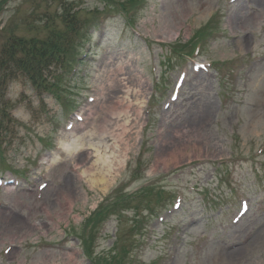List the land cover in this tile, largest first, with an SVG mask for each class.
Instances as JSON below:
<instances>
[{
	"label": "rangeland",
	"instance_id": "374dc122",
	"mask_svg": "<svg viewBox=\"0 0 264 264\" xmlns=\"http://www.w3.org/2000/svg\"><path fill=\"white\" fill-rule=\"evenodd\" d=\"M66 1L85 25L107 17L76 38L82 62L55 92L6 86L0 264H264V0H146L131 27L122 0ZM60 10L6 0L0 45L39 37ZM142 187L139 232L137 211L115 208L88 258L100 202Z\"/></svg>",
	"mask_w": 264,
	"mask_h": 264
},
{
	"label": "trees",
	"instance_id": "16d2710c",
	"mask_svg": "<svg viewBox=\"0 0 264 264\" xmlns=\"http://www.w3.org/2000/svg\"><path fill=\"white\" fill-rule=\"evenodd\" d=\"M6 0H0V12ZM144 0H122L116 4L121 8L123 14L129 15V20L134 18L137 7H140ZM108 5H112L108 0ZM119 10V9H118ZM60 15L56 11L54 16L45 17L43 22L44 33L36 38H17L8 36L0 45V135L6 131L11 117L6 113L5 92L7 84L17 76L24 77L39 92L50 90L57 86L78 63V52L76 38L83 36V29L90 21L85 23L78 21L81 15L80 10L70 11L68 6L61 4ZM93 12V11H90ZM98 11L91 13L95 18ZM121 200H126L125 197ZM102 212L93 215L91 231L99 227ZM98 218V219H97ZM97 219V220H96ZM95 237L91 234L87 241H83L85 251L91 256L93 249L91 242ZM95 257V256H94ZM104 258L102 254L97 255L95 263L113 264L115 260Z\"/></svg>",
	"mask_w": 264,
	"mask_h": 264
},
{
	"label": "bare ground",
	"instance_id": "6f19581e",
	"mask_svg": "<svg viewBox=\"0 0 264 264\" xmlns=\"http://www.w3.org/2000/svg\"><path fill=\"white\" fill-rule=\"evenodd\" d=\"M203 111H205V110L203 109ZM94 146H97V145L94 144ZM96 152H97V155H98L97 159H98V160H101L100 162H105L107 156H105V155H101V154L98 152V150H96Z\"/></svg>",
	"mask_w": 264,
	"mask_h": 264
}]
</instances>
